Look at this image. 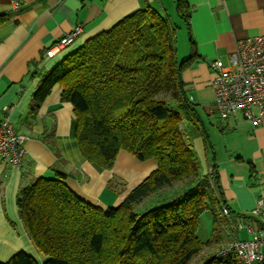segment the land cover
I'll list each match as a JSON object with an SVG mask.
<instances>
[{
	"label": "trees",
	"instance_id": "16d2710c",
	"mask_svg": "<svg viewBox=\"0 0 264 264\" xmlns=\"http://www.w3.org/2000/svg\"><path fill=\"white\" fill-rule=\"evenodd\" d=\"M176 10L190 26L189 1L176 0ZM7 23L8 15L0 14V27ZM177 30L163 6L149 5L45 73L33 95L34 108L61 87L62 102L73 105L75 137L86 161L100 171L112 170L126 151L158 166L120 206L107 209L80 198L64 175L22 187L19 217L36 250L47 258L43 264H189L214 244L220 249L204 264H244L234 254L217 256L232 239L223 237V229L233 230V220L251 216L227 205L217 167L202 172L190 126L208 145L210 138L182 79L199 55L192 40L191 56L178 62ZM187 180L180 191L166 195V203L136 211L145 199ZM208 210L214 216L213 237L203 242L198 233ZM0 264L39 263L20 252Z\"/></svg>",
	"mask_w": 264,
	"mask_h": 264
},
{
	"label": "crops",
	"instance_id": "0c3cea01",
	"mask_svg": "<svg viewBox=\"0 0 264 264\" xmlns=\"http://www.w3.org/2000/svg\"><path fill=\"white\" fill-rule=\"evenodd\" d=\"M188 1L190 56L193 40L199 59L183 72L185 95L198 106L200 118H208L212 127L211 119H216L220 136L217 144L210 137L208 145L200 131L190 126L192 142L203 154L202 160L198 155L203 173L217 167L227 205L239 215L251 216H239L231 225H257L260 220L252 211L257 201L264 199V121L254 125L242 114L230 119L219 114L211 64L221 59L228 65L239 41L264 36V0ZM16 2L19 9L14 7ZM149 5H161L167 11L161 0H0V14L8 15V23L0 27V120H7L18 134L26 136L27 150L21 166L0 159V263L20 252L39 264L47 260L36 250L20 220L17 198L22 187L39 178L64 175L68 187L80 198L107 209L120 206L157 169L155 160L139 161L122 151L112 170H98L81 155L74 108L62 102L61 87L56 86L39 108L33 103L47 71L90 39ZM77 26L82 32L75 42L48 57L47 51ZM187 127L183 125L184 130Z\"/></svg>",
	"mask_w": 264,
	"mask_h": 264
},
{
	"label": "built area",
	"instance_id": "2783aa9c",
	"mask_svg": "<svg viewBox=\"0 0 264 264\" xmlns=\"http://www.w3.org/2000/svg\"><path fill=\"white\" fill-rule=\"evenodd\" d=\"M16 9L19 3L14 4ZM82 32L77 26L70 34L58 40L48 51L52 57L72 45ZM215 77L212 85L216 90V109L219 114L230 119L242 114L254 125L264 121V36L258 35L239 41L231 54L228 65L221 59L212 64ZM26 136L18 134L7 120H0V159L8 164L21 166L27 157L24 146ZM225 216L229 210L224 208ZM257 217V225L232 226L240 232L246 228L250 240L235 239L221 249L218 258L236 255L244 264L264 263V199H259L252 211Z\"/></svg>",
	"mask_w": 264,
	"mask_h": 264
},
{
	"label": "rangeland",
	"instance_id": "374dc122",
	"mask_svg": "<svg viewBox=\"0 0 264 264\" xmlns=\"http://www.w3.org/2000/svg\"><path fill=\"white\" fill-rule=\"evenodd\" d=\"M164 4V6L167 8L168 14L172 17V22L174 25L178 26V30L176 32V56L177 60L179 62H182L183 60L187 59L190 56V46H189V30L186 26V23L183 22V20L179 19L176 15V4L174 0H161ZM169 98V97H168ZM198 106H196L197 108ZM202 119V118H201ZM204 126L207 129V133L209 135V138L211 137L212 143L217 144L220 140L219 131L217 129L218 124L216 123V119L212 118L211 122L214 123L213 127L209 124V119L204 117L202 119ZM188 126V125H187ZM185 133V132H184ZM189 134L185 133L186 139H188ZM193 146L199 155L200 159L202 160L203 154H201L197 148V146ZM205 170V168L202 169V172ZM189 181H185L184 183H178L173 188L165 189L163 192H159L156 195H154L151 198H147L144 200L143 205L136 207L137 212L146 211L150 208H153L156 206V204L159 203H166V195L173 194L175 192H178L182 189L184 185H186ZM213 213L211 210L206 211L201 216L200 221V227H199V238L203 242H207L213 237ZM220 221L223 223V217L220 218ZM248 224H244V226H247ZM223 237L225 238H233L234 235H237L239 239L241 240H250V235L248 234V231L246 228H243L241 232H233V230H230L229 228L223 229L222 232ZM220 249L219 244H214L212 246L206 247L196 258H194L189 264H204L209 257L212 254H215ZM43 264V263H41Z\"/></svg>",
	"mask_w": 264,
	"mask_h": 264
},
{
	"label": "water",
	"instance_id": "95a60500",
	"mask_svg": "<svg viewBox=\"0 0 264 264\" xmlns=\"http://www.w3.org/2000/svg\"><path fill=\"white\" fill-rule=\"evenodd\" d=\"M6 15V13H4Z\"/></svg>",
	"mask_w": 264,
	"mask_h": 264
}]
</instances>
